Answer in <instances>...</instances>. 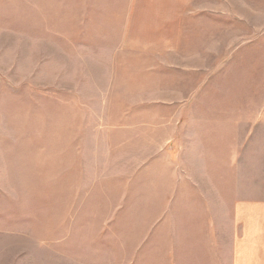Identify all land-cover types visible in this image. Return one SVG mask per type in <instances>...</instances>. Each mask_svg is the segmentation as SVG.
I'll return each instance as SVG.
<instances>
[{
  "label": "rangeland",
  "instance_id": "374dc122",
  "mask_svg": "<svg viewBox=\"0 0 264 264\" xmlns=\"http://www.w3.org/2000/svg\"><path fill=\"white\" fill-rule=\"evenodd\" d=\"M172 4L0 0V264H185L192 197L264 199V0Z\"/></svg>",
  "mask_w": 264,
  "mask_h": 264
},
{
  "label": "crops",
  "instance_id": "0c3cea01",
  "mask_svg": "<svg viewBox=\"0 0 264 264\" xmlns=\"http://www.w3.org/2000/svg\"><path fill=\"white\" fill-rule=\"evenodd\" d=\"M195 1L175 0V4H172L164 12L172 13L173 11L181 14L175 17L166 15L163 17V20L178 21L179 17L184 15L182 12L188 14L198 13L199 15H203V19H198L199 22L201 21L202 25L206 27L207 23L209 24L208 18L217 14L218 21L215 23L216 26L218 28H225V0H221V9L219 0L217 2L206 0L205 4L200 5H195ZM157 8H159V11H163L160 7ZM153 11H156L155 7L147 10V12ZM145 20V17L144 20H141L143 24ZM151 20L160 22L158 16ZM188 22L191 24L192 21L182 20L180 21V25L187 27ZM193 23L195 25V20ZM161 26L162 28H166V25L162 24ZM170 35L169 38H163L159 42L160 46L157 47V50L154 49V51L159 58H170L169 60L175 61L169 64L170 68L186 69L188 67L186 59L189 57L184 54L186 53L187 40L181 39L179 42H176L173 39V32ZM203 37L204 35L201 41H195L196 44H204ZM236 41L234 40V42ZM184 42L185 44H182ZM222 43H225L224 39ZM139 50L142 49L139 48ZM192 51V53L200 52L199 50L194 51V42ZM198 57V55H195L191 59ZM201 167L203 171H206L207 166L205 164H202ZM208 178L209 174L203 177L202 181L204 182ZM192 179H194V176ZM191 199L193 202L194 218L203 221L201 226L202 235L209 244L202 246L204 245L202 243L195 249H191V253H189V256L187 255L185 264H264V199H240L233 202L227 210L216 211L214 214L210 213L209 207L204 206L205 201L197 197H192ZM199 201H201V204L198 203ZM188 218L190 220V214H188Z\"/></svg>",
  "mask_w": 264,
  "mask_h": 264
}]
</instances>
